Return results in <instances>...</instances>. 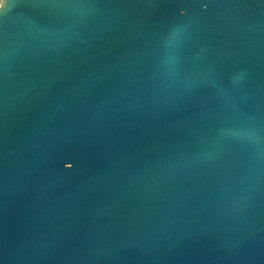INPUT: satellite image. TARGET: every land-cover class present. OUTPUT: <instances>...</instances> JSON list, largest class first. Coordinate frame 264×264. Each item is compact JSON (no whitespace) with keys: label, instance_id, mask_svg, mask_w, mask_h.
<instances>
[{"label":"water","instance_id":"1","mask_svg":"<svg viewBox=\"0 0 264 264\" xmlns=\"http://www.w3.org/2000/svg\"><path fill=\"white\" fill-rule=\"evenodd\" d=\"M0 264H264V0H0Z\"/></svg>","mask_w":264,"mask_h":264}]
</instances>
